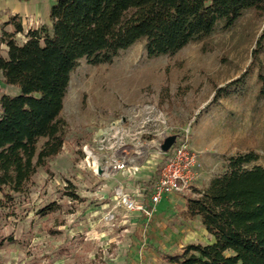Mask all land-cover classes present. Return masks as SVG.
Masks as SVG:
<instances>
[{"label": "rangeland", "instance_id": "374dc122", "mask_svg": "<svg viewBox=\"0 0 264 264\" xmlns=\"http://www.w3.org/2000/svg\"><path fill=\"white\" fill-rule=\"evenodd\" d=\"M6 2L0 0V35L4 17L12 15ZM21 17L19 42L26 30L51 24L47 8ZM263 27L264 19L247 9L231 29L220 22L209 37L172 56L149 57L140 39L111 63L81 60L65 98L63 150L49 159V170L39 167L27 193L0 207V264H177L165 255L188 243L213 242L201 219L187 216V198L226 171L237 152H259L248 166H264ZM19 92L0 72V95ZM117 129L137 138L130 133L113 147L115 141H102ZM173 134L175 143L187 134L199 152L200 178L169 195L151 216L130 210L122 193L147 202L144 185ZM117 158L125 169L113 167ZM51 203L55 211L40 212Z\"/></svg>", "mask_w": 264, "mask_h": 264}, {"label": "trees", "instance_id": "16d2710c", "mask_svg": "<svg viewBox=\"0 0 264 264\" xmlns=\"http://www.w3.org/2000/svg\"><path fill=\"white\" fill-rule=\"evenodd\" d=\"M247 9L264 19V0H55L51 24L25 31L12 15L1 28L4 82L18 94L0 95V207L27 193L39 167L63 150L68 122L63 116L71 76L81 60L111 63L119 53L145 39L149 57L175 55L209 37L221 22L231 29ZM264 42V27L258 38ZM264 94V80H262ZM254 150L228 157V169L187 198L186 214L199 217L213 235L211 243H188L165 258L177 264H264V166ZM146 182L147 190L157 178ZM146 190L145 195L148 194ZM51 203L40 210L53 212Z\"/></svg>", "mask_w": 264, "mask_h": 264}, {"label": "built area", "instance_id": "2783aa9c", "mask_svg": "<svg viewBox=\"0 0 264 264\" xmlns=\"http://www.w3.org/2000/svg\"><path fill=\"white\" fill-rule=\"evenodd\" d=\"M131 133V132H130ZM125 129H117L114 133L106 135L102 141H115L113 146H121L130 136ZM133 139L137 138L131 133ZM136 136V137H135ZM173 144L167 152H162L164 162L159 168L156 180L148 191L147 202L133 198L128 193H122V202L130 210L138 211L141 214L151 216L153 208L156 207L165 197L176 192L187 191L201 176L202 159L198 151L188 144V135ZM90 156V153L87 152ZM112 165L116 169H125L126 162L121 159H114Z\"/></svg>", "mask_w": 264, "mask_h": 264}, {"label": "crops", "instance_id": "0c3cea01", "mask_svg": "<svg viewBox=\"0 0 264 264\" xmlns=\"http://www.w3.org/2000/svg\"><path fill=\"white\" fill-rule=\"evenodd\" d=\"M4 2H6V0H4ZM55 2V0H17V2L16 1H9L7 4H9V6H12V15H14V14H19L20 16H21V14H23V13H26V12H30V11H39L40 9H44V8H47L48 9V15L50 14V9H51V6L53 5V3ZM3 6H5V4H3ZM1 8H2V5H0V10H1ZM6 14H4V16H5ZM12 15H10L9 16V18L12 16ZM49 17H50V15H49ZM9 18H7V19H5V17H4V21H7V20H9ZM48 23V22H47ZM44 24V23H43ZM10 25V24H9ZM6 29H8V28H6ZM8 30H10V31H12L13 29H8ZM27 31V30H26ZM16 39H17V37H16ZM25 33H24V39L23 40H21V42H19L18 41V39H17V41L19 42V43H22V42H24L25 41ZM1 46H3V48H4V50L2 51L3 53H2V55L3 56H7V46H6V44H4V43H2L1 44ZM1 72V71H0ZM1 74H2V72H1ZM3 76V75H2ZM3 94V93H2ZM1 94V95H2ZM155 174V172L151 175V177L153 176ZM150 177V178H151ZM149 180V179H148ZM145 186V185H144ZM168 197V196H167ZM167 197H165L164 199H166ZM163 199V200H164ZM162 200V201H163ZM161 201V202H162ZM160 202V203H161Z\"/></svg>", "mask_w": 264, "mask_h": 264}, {"label": "water", "instance_id": "95a60500", "mask_svg": "<svg viewBox=\"0 0 264 264\" xmlns=\"http://www.w3.org/2000/svg\"><path fill=\"white\" fill-rule=\"evenodd\" d=\"M176 134H173V135H169L167 136L165 139H164V142L162 143L161 145V149L164 151V152H167L170 150V148L173 146V144H175L176 142Z\"/></svg>", "mask_w": 264, "mask_h": 264}]
</instances>
